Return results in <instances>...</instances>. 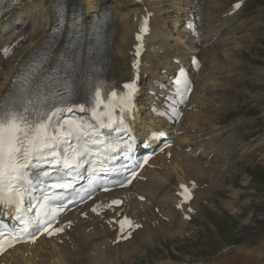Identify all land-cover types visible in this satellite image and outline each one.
<instances>
[{"label": "bare ground", "instance_id": "obj_1", "mask_svg": "<svg viewBox=\"0 0 264 264\" xmlns=\"http://www.w3.org/2000/svg\"><path fill=\"white\" fill-rule=\"evenodd\" d=\"M199 2L201 0H170L169 7L172 9L167 11V8L163 7L164 0H68V10H76L79 5L83 10L84 19L88 22L94 11L102 9L109 14L107 46L111 56L110 69L114 70L119 85L121 81L129 80L134 72V47L139 42L137 37L141 21L148 18V30L142 34L140 41L142 55L138 61V74L140 80L145 73L149 77L137 101L140 109L145 111L137 127L143 131L147 129V132L167 130L173 139V146L151 157L128 188L102 193L85 205L63 214L56 227L63 226L64 231L52 236L43 235L35 244L24 243L9 249L0 258V264H131L136 254L152 243L153 234L160 232L156 227L176 225L177 228L163 229L165 234L170 238L174 235L186 237L188 232L184 227L191 221L184 216L188 215L189 205L194 209L189 214L191 219L203 209V205L197 204L196 200H199V194L204 195L208 189L204 188L198 193L200 184L205 179L208 180L213 170L221 171V163L224 165L230 162L229 151L222 144L224 138L230 137L231 134L225 135V129L215 127V119L218 117L216 114L221 106L214 102L208 113L201 112L203 107L199 106V103L203 104L208 99V86L215 85L210 79L213 80L215 76L213 71L216 69L214 65L218 55V51L213 48L219 43L216 44L214 40L218 35L227 34L228 29L224 26L227 17L214 27L211 26V18L208 19L209 26L203 30V21L199 19L202 5L199 4L198 8ZM168 12L172 13L165 16ZM53 17L51 0H20L16 6L5 12L0 20V96L20 63L19 58L12 62L8 61L7 57L4 59V48L10 47L14 42H17V48L27 43L26 51L28 47H35L48 35ZM19 18L22 19L21 24L17 25L15 22ZM26 20L28 27L24 28L23 23ZM194 23L199 26L197 38L189 35V29ZM242 41L244 42V39ZM229 43L233 44L229 41L227 45ZM236 43L239 45V42ZM227 45L220 44V48ZM225 47L223 51L227 55L229 51ZM12 49L14 53V45ZM204 54L208 58L211 56L209 66L204 65ZM190 55L200 59L201 68L193 77V90L184 107L183 116L174 124L151 116L148 112L149 105L156 102L155 95L163 92L151 80L165 81L167 75L175 71L179 62H188ZM206 69L207 74H203ZM204 90L206 96L203 97ZM122 93L126 94V91L123 90ZM217 94L210 96L212 101L218 99ZM190 141L193 148L187 152L185 149L190 146ZM197 150V157H192L190 154ZM192 180L196 181L197 188ZM191 184L192 198L185 201L177 191L180 190V185L189 187ZM207 187L212 188V185ZM113 200H120L122 203L108 207ZM93 207L97 208L99 215L91 211ZM124 217H127L131 224L127 230L121 231V225L116 221ZM127 234L130 238H123ZM263 243L264 241L255 250H258L255 252L256 264H264V246L261 245ZM173 262L162 259L155 264Z\"/></svg>", "mask_w": 264, "mask_h": 264}, {"label": "snow or ice", "instance_id": "obj_2", "mask_svg": "<svg viewBox=\"0 0 264 264\" xmlns=\"http://www.w3.org/2000/svg\"><path fill=\"white\" fill-rule=\"evenodd\" d=\"M3 2L0 0V4ZM10 2L15 5L19 0ZM235 7L239 8L240 4ZM71 51L70 48L69 53ZM45 63L46 57L39 56L13 79L6 94L0 96V208L16 221V226L10 229L8 238L12 243L8 247L25 240L35 242L41 232L52 236L64 231L63 226L54 228L52 222L67 207L53 203L63 201L65 193L73 194L68 203H74L76 199H90L98 184L108 191L107 184L122 187L131 183L123 177L129 165L116 163L121 156L130 159L127 154L131 152L132 144L123 141L118 134L128 131L125 115L131 112V107H122L119 113L116 108L109 110L98 82L85 83L90 97L88 104L73 103L72 97L79 92L72 79L77 70L73 57L66 54L60 61L62 68L54 70L57 73L63 71V77L45 76L42 73ZM180 72L182 74L183 69ZM124 87L130 89L129 97L135 91L132 84ZM190 90L185 82L184 91ZM112 95L117 93L113 91ZM185 98L180 92L181 102ZM73 108L90 111L95 123L62 118L63 113ZM105 129L107 132L103 131ZM148 159L146 156L143 162L147 163ZM136 166L137 163L132 162L131 167ZM81 169L87 171L88 182L86 186L75 188L73 181L80 177ZM113 176L120 179H113ZM55 189L60 191H53ZM121 203L113 200L108 207ZM91 211L99 215L96 207ZM116 222L121 225V231L126 222L131 224L127 217ZM4 238L5 233L0 231V253L6 250Z\"/></svg>", "mask_w": 264, "mask_h": 264}, {"label": "rangeland", "instance_id": "obj_3", "mask_svg": "<svg viewBox=\"0 0 264 264\" xmlns=\"http://www.w3.org/2000/svg\"><path fill=\"white\" fill-rule=\"evenodd\" d=\"M234 1L201 0L197 4L198 8L202 5L199 18L203 30L209 26L208 19L211 18L214 27L227 17L224 25L227 34L214 40L219 43L213 48L218 55L215 76L210 79L215 85L208 86V99L199 106L203 107V113H208L214 102L221 106L215 127L225 129V135L231 134L222 144L229 151L230 162L221 163L222 170L210 174L214 179L209 176L200 184L198 193L204 188L209 192L197 196L196 203L203 205V209L184 227L186 237L170 238L165 234L163 229L177 228L176 225L156 227L160 232L153 234L152 243L137 253L131 264H155L162 259L176 264H256L258 250H255L264 241V0H243L244 6L230 15ZM169 4L170 0H164L167 11L172 9ZM21 20L15 23L19 25ZM25 23L23 26L27 28L28 20ZM229 41L233 44L227 45ZM223 43L229 56L220 48ZM25 44L9 54L8 61L23 59L31 50L28 47L26 51ZM203 57L204 65L209 66L211 56ZM207 72L206 69L203 74ZM214 94L218 97L216 101L210 97ZM210 184L212 188L207 187Z\"/></svg>", "mask_w": 264, "mask_h": 264}]
</instances>
